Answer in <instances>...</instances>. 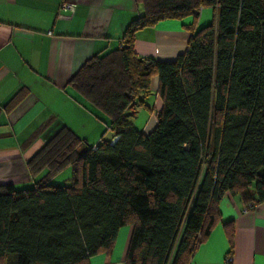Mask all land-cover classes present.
Wrapping results in <instances>:
<instances>
[{
  "label": "trees",
  "instance_id": "16d2710c",
  "mask_svg": "<svg viewBox=\"0 0 264 264\" xmlns=\"http://www.w3.org/2000/svg\"><path fill=\"white\" fill-rule=\"evenodd\" d=\"M137 1L144 14L122 46L87 60L68 83L113 137L90 146L62 125L26 162L33 184L0 185V264L109 259L126 225L125 264H191L218 225L231 238L220 211L227 192L244 205L264 201V0ZM205 8L213 19L198 27ZM188 18L175 60L138 57L140 30ZM155 76L162 106L144 133L129 111L152 109ZM68 166L71 184H51Z\"/></svg>",
  "mask_w": 264,
  "mask_h": 264
},
{
  "label": "crops",
  "instance_id": "0c3cea01",
  "mask_svg": "<svg viewBox=\"0 0 264 264\" xmlns=\"http://www.w3.org/2000/svg\"><path fill=\"white\" fill-rule=\"evenodd\" d=\"M64 2L72 4L73 11H62ZM205 9L198 27L213 19V9L211 19ZM143 14L137 0H0V185L33 184L25 176L26 162L62 125L89 145L90 138H99L92 145L106 139L110 125L68 83L87 60L119 47L126 28ZM190 21L166 19L140 30L138 57L175 60L187 48L190 33L183 24ZM151 86L154 103L145 101L152 109L140 107L149 118L140 128L133 124L144 133L155 126L161 108L158 77ZM17 94L16 105L10 106ZM220 211L223 221L233 224L231 238L218 225L199 245L191 264H264V201L245 210L244 202L227 192ZM131 235L132 226H123L111 257L94 255L91 264H125Z\"/></svg>",
  "mask_w": 264,
  "mask_h": 264
},
{
  "label": "rangeland",
  "instance_id": "374dc122",
  "mask_svg": "<svg viewBox=\"0 0 264 264\" xmlns=\"http://www.w3.org/2000/svg\"><path fill=\"white\" fill-rule=\"evenodd\" d=\"M210 10H211L210 8H206L205 9V12H207V15H209V18L208 19H211L212 18V13L209 12ZM204 14H206V13H204ZM206 17L207 16L203 15V19L204 18L206 19ZM200 19L201 18H199V21H200ZM147 99H148L147 102L150 104V106L153 105L154 100H155V91L152 89V86H151V94L147 97ZM159 101H160V104L162 106V102H161L160 99H159ZM135 109H136V111L133 112V113H135L136 117L135 118H133V117L131 118L130 117L128 120L130 122H132L133 124H135L136 128H140L146 122V120L149 118V117H147V114L148 113H147V111H145L144 109H141L138 106ZM153 121H155V117H154V120ZM156 123H157V119H156ZM154 127L152 129L149 128L147 130V133H149L150 131H152L154 129ZM112 136H113L112 130L107 131V133H106V139H110ZM98 140H99V138H90V140L88 139V142L90 143V145H92V144L96 143ZM71 175H72V169H71V167L68 166L65 169H63L62 171H60L59 173H57L54 177H52V179L50 180V183L51 184H54V185H61V186L70 185L71 184ZM19 176H21V175H19ZM25 176H26V178H29L28 173H26ZM9 177H13V176H9ZM14 177H17V176H14ZM12 180H14V179H12ZM26 184L27 183H25V184H19L18 187L19 188H22L23 186H26Z\"/></svg>",
  "mask_w": 264,
  "mask_h": 264
},
{
  "label": "built area",
  "instance_id": "2783aa9c",
  "mask_svg": "<svg viewBox=\"0 0 264 264\" xmlns=\"http://www.w3.org/2000/svg\"><path fill=\"white\" fill-rule=\"evenodd\" d=\"M73 7H74V6H73L72 4L67 3V2L62 3L61 6H60L61 10L64 11V12H70V11H73ZM120 46H122V44H120ZM115 139H116V138H115ZM115 139H114V140H115ZM255 206H256V204H255V205H251V204L244 205V209H245V210H247V209H251V208H253V207H255ZM226 259H227L228 262H232V260H233L232 256H228Z\"/></svg>",
  "mask_w": 264,
  "mask_h": 264
}]
</instances>
